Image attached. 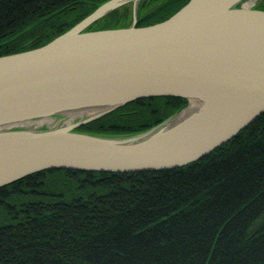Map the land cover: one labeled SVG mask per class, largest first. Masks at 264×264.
<instances>
[{"label": "trees", "instance_id": "trees-1", "mask_svg": "<svg viewBox=\"0 0 264 264\" xmlns=\"http://www.w3.org/2000/svg\"><path fill=\"white\" fill-rule=\"evenodd\" d=\"M105 1L0 0V55L45 44ZM187 1L139 0L135 25L161 21ZM131 20L132 7L122 4L85 29ZM186 102L135 99L74 130L136 134ZM0 264H264V111L182 166L45 169L1 186Z\"/></svg>", "mask_w": 264, "mask_h": 264}, {"label": "water", "instance_id": "water-1", "mask_svg": "<svg viewBox=\"0 0 264 264\" xmlns=\"http://www.w3.org/2000/svg\"><path fill=\"white\" fill-rule=\"evenodd\" d=\"M93 12L43 45L0 55V187L56 168L132 172L199 159L264 111V9L242 0H188L167 18L136 26L86 30L122 5ZM175 96L187 102L156 125L131 135L74 129L129 101ZM195 97L198 116L158 131ZM100 109L50 128H8L68 108ZM157 130L151 136L140 137Z\"/></svg>", "mask_w": 264, "mask_h": 264}, {"label": "bare ground", "instance_id": "bare-ground-1", "mask_svg": "<svg viewBox=\"0 0 264 264\" xmlns=\"http://www.w3.org/2000/svg\"><path fill=\"white\" fill-rule=\"evenodd\" d=\"M122 0H112L106 4H104L102 7H100L98 12H103L107 10L111 5L116 4ZM251 3L250 0L248 2H244L243 6L248 7V5ZM207 107V103L203 100H200L195 97H190L188 100V103L178 112L176 113L170 120H168L166 123L162 125V127L158 130L149 131L145 134H142L140 137H149L153 134H155L158 131L161 133H168L172 130H174L176 127L180 126L184 122L188 121L189 119L198 116L201 114L202 111H204ZM100 109L97 105L92 106H85V107H79V108H68L60 110L59 112L70 116L68 119L63 121L62 123H59V119H56L52 113L50 114H43L38 117L30 118L24 121L15 122L12 125H9L8 128H38L39 126H46L47 128L50 127H58L59 125H64L67 123H70L72 120V116L78 115L80 117L83 114H92ZM58 113V112H54Z\"/></svg>", "mask_w": 264, "mask_h": 264}, {"label": "rangeland", "instance_id": "rangeland-1", "mask_svg": "<svg viewBox=\"0 0 264 264\" xmlns=\"http://www.w3.org/2000/svg\"><path fill=\"white\" fill-rule=\"evenodd\" d=\"M139 1V0H138ZM138 1H137V4H138ZM264 2V0H262V3ZM123 4H127V5H130L131 7H132V5H133V3H132V1L131 0H128V1H126L125 3H123ZM137 6V5H136ZM260 6H262V4H260ZM119 7V6H118ZM95 26H97V25H95ZM56 119H59V123H62L63 121H65L66 119H68L70 116H67V115H64V114H62V113H60V112H58V113H53L52 114ZM85 115H87V114H83V115H81L80 117H78V115H74V116H72V120L74 121V120H76V119H78V118H82V117H84ZM71 118V117H70ZM46 126H39L38 128H45Z\"/></svg>", "mask_w": 264, "mask_h": 264}, {"label": "built area", "instance_id": "built-area-1", "mask_svg": "<svg viewBox=\"0 0 264 264\" xmlns=\"http://www.w3.org/2000/svg\"><path fill=\"white\" fill-rule=\"evenodd\" d=\"M251 1V3L248 5V7H246V8H250V7H253V6H255L260 0H250ZM244 2H248V0H243L242 1V6H243V3ZM243 7H245V6H243Z\"/></svg>", "mask_w": 264, "mask_h": 264}]
</instances>
